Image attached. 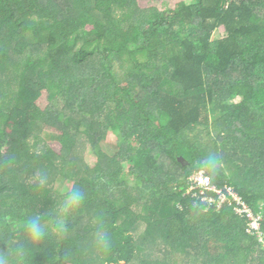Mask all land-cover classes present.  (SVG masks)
<instances>
[{
  "label": "trees",
  "instance_id": "16d2710c",
  "mask_svg": "<svg viewBox=\"0 0 264 264\" xmlns=\"http://www.w3.org/2000/svg\"><path fill=\"white\" fill-rule=\"evenodd\" d=\"M203 123L213 135L207 145L200 130L190 136ZM112 130L121 140L108 155L101 143ZM81 136L94 167L75 155ZM51 140L61 144L56 162ZM209 154L220 159L214 173L204 169L214 182L233 184L264 215V0H183L167 11L138 0H0L6 264H131L146 246L164 258L141 264H264L244 219L231 208L206 212L186 195ZM57 163L71 183L64 193L44 179ZM133 172L146 183L137 192ZM73 190L84 202L65 210ZM37 213L49 239L32 244L22 225ZM58 219L63 236L52 233Z\"/></svg>",
  "mask_w": 264,
  "mask_h": 264
},
{
  "label": "rangeland",
  "instance_id": "374dc122",
  "mask_svg": "<svg viewBox=\"0 0 264 264\" xmlns=\"http://www.w3.org/2000/svg\"><path fill=\"white\" fill-rule=\"evenodd\" d=\"M183 0H138V4L141 8H157L162 11H167L171 9H175L180 3H182ZM216 38L219 37L218 34L215 35ZM114 72L118 74H122L124 72V68H122L120 62L114 63ZM6 76L3 77V81L7 83ZM242 102V99H236L232 101L233 104H239ZM213 119V118H211ZM213 128V132H215V127L211 126ZM199 130L201 131L199 141L203 143L204 145H207V143L213 138V135H208V131L205 127V124H201L197 126V130L195 132L190 133L191 137L195 138V135L199 133ZM210 130V126H209ZM43 137L44 133H43ZM38 139L34 137V141ZM121 140V134L120 132L116 133V130H112L109 132L107 139L101 143L102 150L107 153L108 155L113 154L116 151V148H114L115 143H118V141ZM41 145H44L41 143ZM50 147L56 152L54 153L55 156H53V159L56 158L58 154L62 152L61 150V144L57 140H51L49 141ZM93 145L88 141V139L85 136H81L77 142L76 148L74 149L76 157L85 165H89L90 167H94L97 163V156L96 153L92 150ZM35 150L41 149V147L35 148ZM58 161L55 159V162ZM58 168H47V171H55L54 173H49L47 177H45V180H49L50 184L53 185V187L58 190L59 193H64L65 188L71 187V183L66 181V178L62 176L63 170L62 169L63 163L56 164ZM124 167L127 171L131 170L133 171L134 168H131V166L127 163L124 164ZM68 169V166H66ZM70 168V167H69ZM66 171V170H65ZM75 175V174H74ZM130 184L133 186L134 192H137L138 189H140L142 186L145 187L146 183L139 184L137 176L133 172V177L129 179ZM233 185V184H232ZM133 194V192H132ZM87 220V219H86ZM144 226H141L137 233H135L136 238L138 239L142 232L144 231ZM146 254L143 255L141 258L135 259L133 263L131 264H141L142 258L149 257L150 254H154V258L160 256L164 258V253L159 252V250L154 251L153 248L146 246Z\"/></svg>",
  "mask_w": 264,
  "mask_h": 264
},
{
  "label": "built area",
  "instance_id": "2783aa9c",
  "mask_svg": "<svg viewBox=\"0 0 264 264\" xmlns=\"http://www.w3.org/2000/svg\"><path fill=\"white\" fill-rule=\"evenodd\" d=\"M186 195L206 205V212L231 208L245 220L247 234L254 236L264 248V215L256 212L234 185H218L206 170H196L188 177Z\"/></svg>",
  "mask_w": 264,
  "mask_h": 264
},
{
  "label": "clouds",
  "instance_id": "9594fccd",
  "mask_svg": "<svg viewBox=\"0 0 264 264\" xmlns=\"http://www.w3.org/2000/svg\"><path fill=\"white\" fill-rule=\"evenodd\" d=\"M220 166V159L215 154H209L205 159L198 162V170L206 169L209 172L214 173L215 170ZM85 194L80 190H73L67 194L64 208L65 210L79 208L84 202ZM24 232L27 237L28 243L40 244L42 241L49 239V231L45 228L42 218L39 213L34 214L25 219L22 225ZM67 225L63 219H58L52 226V233L63 236L66 232ZM97 242L101 245L106 244L107 237L103 233L97 234ZM25 249L24 244H17V253L23 254ZM0 264H6L3 257H0Z\"/></svg>",
  "mask_w": 264,
  "mask_h": 264
},
{
  "label": "water",
  "instance_id": "95a60500",
  "mask_svg": "<svg viewBox=\"0 0 264 264\" xmlns=\"http://www.w3.org/2000/svg\"><path fill=\"white\" fill-rule=\"evenodd\" d=\"M179 160L183 161L184 164H187V161L183 157H180Z\"/></svg>",
  "mask_w": 264,
  "mask_h": 264
}]
</instances>
